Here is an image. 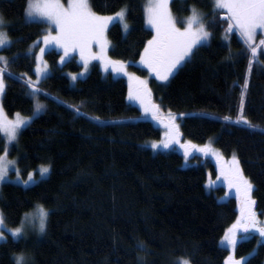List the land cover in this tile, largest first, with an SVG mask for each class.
<instances>
[{"label":"trees","instance_id":"1","mask_svg":"<svg viewBox=\"0 0 264 264\" xmlns=\"http://www.w3.org/2000/svg\"><path fill=\"white\" fill-rule=\"evenodd\" d=\"M145 1L90 0L100 14L127 8L129 30L116 21L108 31L114 59H139L154 35ZM27 3L0 0L11 37L0 47L8 61L0 99L9 117L32 115L36 98L44 109L13 145L0 130V155L7 148L24 174L43 164L50 174L30 186L2 183L0 210L8 227L19 226L37 204L49 215L39 237L15 239L7 233L0 241V264H15L17 253L26 254L28 264H178V257L192 264H228L229 250L220 240L239 218L240 202L224 183L207 186L217 174L214 159L199 155L197 164L185 165L182 153L147 146L161 138V129L128 101L127 81L104 74L98 64L72 83L69 73L82 65L75 58L60 63L61 52L51 49L46 52L51 72L36 81L33 43L47 23L27 20ZM192 4L205 10L212 35L167 82L150 79L152 97L162 113L170 110L176 117L185 137L213 140L225 157L238 156L264 220V46L259 45L264 34H256L258 52L252 60L234 27L225 38L228 20L213 0H173L172 7L179 17ZM29 78L40 90L35 95ZM241 115L255 127L240 121ZM241 256L245 264H264V239L252 234L239 240L235 257Z\"/></svg>","mask_w":264,"mask_h":264},{"label":"snow or ice","instance_id":"2","mask_svg":"<svg viewBox=\"0 0 264 264\" xmlns=\"http://www.w3.org/2000/svg\"><path fill=\"white\" fill-rule=\"evenodd\" d=\"M215 7L226 10L223 12V15L228 20L225 38H228V33L235 27L248 45L252 60H255L258 52V46L255 43L256 34L258 30L264 33V0H215ZM25 11L29 17L46 18L48 23L54 25L57 31L53 33L49 29L42 38L43 43L45 45L49 43L59 44L65 56L79 50L80 56L84 61L85 70L89 59L98 57L104 63L106 69L111 66L116 71L127 73V61L113 60L108 55L110 41L106 35L109 23L116 18L123 21V27L127 31L129 27L125 19L127 9H121L113 15H101L93 10L89 0H69L67 6L62 3V0H28ZM146 14L147 23L154 29L155 35L144 46L143 53L140 55V62L146 65L149 72L154 74L160 81H167L178 69V66L187 58H190L194 53V49L207 41L212 33L201 22V16L195 7L192 8L191 15L187 18H182L179 23L171 11L170 0H149L146 6ZM0 23H2V20H0ZM180 23L185 26L180 27ZM8 40L7 34L0 31V45H4ZM94 43L99 44V52H92ZM259 45L264 46V39L259 41ZM44 51V48L40 49L41 55ZM64 58L62 56L61 60ZM0 61H3V65H0V96H2L6 86L4 80L5 65H7L8 61L2 56H0ZM250 70L251 60L249 62ZM37 71L41 74L44 73L46 66L42 68L37 65ZM127 74L130 84H134V87H130L129 97L138 100L143 106L144 112L163 122L167 129L165 139L154 142L152 147H168L179 136V125L175 123V117L171 115L170 110L167 117L161 115L160 105L152 101V91L148 87L146 78L138 77L135 73ZM76 76V73L72 74L73 79H76ZM28 84L33 91V95L40 91L37 88V84L31 81L30 78ZM43 107L37 101L35 110L40 111ZM71 107L79 111L75 105H71ZM16 116L15 120H8L4 114L3 105L0 103V130L6 134L9 142L16 140L21 127L32 119V117H21L19 113ZM238 119L250 127H255L247 116L241 115ZM183 148L186 156L190 150L199 148L204 154L211 152L217 156V159H221L220 154L212 148L211 144L199 146L187 141ZM6 157L7 148L4 149V154L0 155V184L4 183L8 178L9 164L14 163L8 161ZM49 170V166H42L39 169L41 175L49 172ZM16 173L17 177H19V168L16 169ZM221 175L225 177L229 190L234 188L240 199V217L232 224L223 237V240L231 247L234 253L238 242V234L241 230L246 233L248 230L254 229L264 237V221H261L256 214L254 208L255 199L252 196L253 184L244 175L238 156L233 154L227 166L222 165ZM28 177V180L23 181L24 184H28L33 179L34 172H29ZM39 209L38 223L33 219L32 226L40 233H43L47 229L49 210L43 205H40ZM6 228L5 215L3 210H0V240H7L5 236ZM8 231L13 234L15 239H19L21 234L24 233V227H15L8 229ZM245 261L246 258L244 256L237 259L234 254H230L228 257V264H245ZM15 264H28V261L23 254H20L16 256ZM182 264H192V262L190 259L184 258Z\"/></svg>","mask_w":264,"mask_h":264},{"label":"rangeland","instance_id":"3","mask_svg":"<svg viewBox=\"0 0 264 264\" xmlns=\"http://www.w3.org/2000/svg\"><path fill=\"white\" fill-rule=\"evenodd\" d=\"M89 2H90V0H89ZM148 2H149V0H146V1H145V10H146V6H147ZM62 3H64V4L67 6L68 3H69V0H62ZM172 3H173V0H170V8H171V11H172L173 15L177 18L178 23H179V21H180L182 18H187L188 16H190V15H191L192 8L195 7V9L197 10V12H198V13L200 14V16H201V22H203V23L205 24V26H206V22H205V21H206V12H205V10H204L202 7L197 6L196 4H192V5H191V11H190L189 13H184L183 15H181V16L178 17V16L175 14V12H174V9H173V7H172ZM213 3H214V6H213V7H215V0H213ZM215 8H216V7H215ZM121 9H127V8H126V7H123V8H121ZM121 9H120V10H121ZM217 9H218V8H217ZM120 10H119V11H120ZM219 10L226 11L225 9H219ZM119 11H118V12H119ZM116 13H117V12H116ZM113 14H114V13H112V14H101V15H113ZM126 14H127V12H126ZM221 17H222V18H226L223 14L221 15ZM26 19H27V20H38V21H43V22L47 23V28H46V32H45V34H44L43 36H41L40 38H38V39L33 43V50H34V52H35V59H36V65H35V71H36V75H37V76H36V79H35L36 81H38L39 79H41V78L47 76V75L50 74V72H51V67H50V65H49V63H48V60H47V58H46V52H47L48 50H51V49H56V50H58V51L61 52V54H60V58H59V62H60V63H64V62H66V61H68V60H70V59H72V58H75V59H76L81 65H82V69H81L80 71H78V72H70V73H69V75H70V79H71L72 83H75V82L77 81L78 78H81V77H85V76H87V75L89 74V72H90L92 66L95 65V64H98V65H99V67L101 68V70L103 71L104 74H111L112 76H114V77H116V78H118V77H120V78H124V79L127 81V84H128V91H127V99H128V101L131 102V103H133V104H135V105H137V106L139 107L141 113H142L144 116L151 118L152 121L155 123V125H157V126L161 129V132H162V135H161V138H160V139H151V140L147 141L145 144H146L147 146L151 147L154 151H169V150H175V151H178V152L182 153V154L184 155V164H185V165L197 164V162H196V161H197V160H196V156H199V155H200V156H202L203 158H206L207 156H210V157H212V158L214 159V161H215L216 169H217V174H216V177H214V178H209V180L207 181V186H208V187H213V186H215V185L222 184V183H224V184L227 185V181H226L225 177L221 175V167H222V165H223V166H227V164H228V162H229V161H228V162L225 161L224 159H231V158H227V157H225V156L222 154V152L220 151V149H219V148L213 143V140H209V141L206 142V143H198V142H195V141H193V140H191V139L185 137V136L183 135L181 129H180L179 122L177 121L176 117L173 116L172 114H171V115H172L173 117H175V123L179 125V136H178L177 139L174 140V141H173L168 147H163V146H160V147H157V148H153V147H152V144H153L154 142H157V141H163V140L165 139V132L167 131V129H166L165 124H164L163 122L158 121L157 119H155L154 117H152L150 114L145 113L144 110H143V106L140 104V102H139L138 100L131 99V98L129 97V90H130V87H134V84H130L129 76H128L127 73H135L136 76H138V77L146 78L147 81H148V87H149V88H150V86H149L150 83H149V82H150V79H151L152 77H154V78L156 79L157 82L165 83V82H167V81H168V80H169L174 74H173L172 76H170L169 79H168L167 81H160V80H159L154 74H151V73L149 72V70H148V68H147L146 65H144V64H142V63L140 62V57H139V59H136V60H124V61H127V62H128V63H127V73H126V72H123V71H116V70H114V68L111 67V66H109V67L106 69L105 66H104V63H103L98 57H97V58H93V59H89V61H88V65H87V69L85 70V67H84V61H83V59H82L81 56H80L79 50H76V51H74V52H71L69 55L65 56V53H64L62 47H61L59 44H56V43H49V44L45 45V44L43 43L42 38L47 34V32H48L49 29H51V31H52L53 33H55V32L57 31V29H56V27H55L54 25H51L50 23H48V22L46 21V18H41V17H38V16H32V17H29V16L26 15ZM125 19H126V17H125ZM0 20H2V23H0V31L5 32V33L7 34V36L9 37V40H8L7 43H5L4 45H0V47L2 48V47L7 46V45H9V44L11 43V37L9 36V34H8L7 30H6V27H5V25H6L5 23H6V21H5V19L3 18V16L1 15V13H0ZM116 21L120 22L121 25L123 26V21H121L119 18H116V19H114L111 23H109L108 28H107V33H106L107 38H108L109 41H110V39H109V34H108L109 28H110V26H111L114 22H116ZM126 22H127V24L129 25L127 19H126ZM146 23H147V14H146ZM129 26H130V25H129ZM147 26L153 30L154 35H155V31H154V29H153L148 23H147ZM179 26H180V27H184L185 25H184L183 23H180ZM206 27H207V26H206ZM123 29H124V27H123ZM234 29L236 30L235 27H234ZM128 30H129V27H128L127 31H128ZM124 31H125V29H124ZM127 31H125V32H127ZM237 32H238V31H237ZM238 33H239V32H238ZM259 33H262V32L258 30V31H257V34H259ZM262 34H264V33H262ZM242 38H243V37H242ZM208 40H209V39H208ZM208 40H207V41H208ZM207 41H205V42H207ZM205 42H204V43H205ZM110 47H111V43L108 45V55H109L113 60H119V59H114V58L111 56V54H110ZM41 48H44V49H45V51H44V53H43L42 55H41V52H40V49H41ZM99 51H100V46H99V44L94 43V44L92 45V52H93V53H96V52H99ZM142 53H143V52H142ZM62 56L65 57L63 60H61V57H62ZM187 59H188V58H187ZM187 59H186V60H187ZM121 60H122V59H121ZM186 60H185V61H186ZM185 61L182 62V64H184ZM182 64H181V65H182ZM37 65H40V67H42V68L46 66V71H45L44 73L41 74L40 72L37 71ZM181 65H180V66H181ZM180 66H178V68H179ZM139 68L143 69L144 72H142L143 70H142V71H139ZM177 70H178V69H177ZM177 70H176V71H177ZM176 71H175V72H176ZM175 72H174V73H175ZM73 73H76V74H77L76 79H73V78H72V74H73ZM0 98H1V97H0ZM0 100H1V99H0ZM36 100H37L40 104H42V105L44 106V104H43V102H42L41 100H39L38 98H36ZM152 101H153L155 104H157V103L153 100V97H152ZM0 103H1V101H0ZM43 109H44V107H43ZM43 109L40 110V111H36V110H34V113H33L32 115H24V114H22V113H19V114H20L21 117H32V119H31V121H32V120L34 119V117H36L38 114H40V113L43 111ZM162 111H163V110L160 108L161 115H163L164 117H167V116L169 115V114H164V113H162ZM4 114H5V112H4ZM16 114H17V113H16ZM16 114H15V116H14V119H11V120H15V119L17 118ZM5 116H6V118H7L8 120H10V119H9V118H10L9 116H7L6 114H5ZM31 121L26 122L25 125H23V126L21 127L20 131H21L26 125H28V123H30ZM20 131H19V133H20ZM2 133H3V131H2ZM3 135H4L6 141L8 142L9 145H13V144H15V143L17 142V140H18V137H17L16 140L9 142L8 139H7L6 134L3 133ZM18 136H19V134H18ZM187 141H191L193 144H195V145H199V146H202V145H205V144H211V145H212V148H213L214 150H216V151L220 154L221 159H217V156H216L215 154L211 153V152L208 153V154H204L203 152H201V151L199 150V148H196V149H192V150H190V152H189L188 155L186 156V155H185L184 148H183V145H184ZM6 159H7L8 161H12V162H14V163H10V164H9L8 178L5 180V182L10 181V182H14V183L21 184V185H24V186H30V185L35 184L38 180H40V179H42V178H45V177H47V176L50 174V170H49V172H47V173L41 175L39 169H40L42 166H49V165H48V164L40 165L38 168L29 171V172H34V177H33L32 180L29 181L28 184H24L23 181L29 179V177H28V173H29V172H27L26 174L22 173V171H21V169H20V166H19V164H18V158H17L16 156H11V155H9L8 151H7V157H6ZM17 168H19V170H20V176H19V177H17V173H16V169H17ZM49 168H50V166H49ZM0 186H1V184H0ZM252 191H253V190H252ZM233 192H234V191H233ZM234 194H235L237 200L240 202V199H239V197L237 196L236 192H234ZM252 196H253V193H252ZM40 205H41V204H37V205H36L31 211L27 212V213H26L27 215L25 214V216H24V218H23V221H22L23 223H21L19 226H17V227H21V226L24 227V233H22L20 237H25V236H27V235H29V234H34V235H36L37 237H39V236H41V235L44 233V232H43V233H40L39 231H37V230L32 226V220H33V219H35L36 222L38 223V219H39V215H38V214H39V210H40V209H39V206H40ZM254 208H255V211H256V214H257L258 218L260 219V217H259V215H258V213H257V209H256L255 205H254ZM240 214H241V213H239V217H240ZM260 220H261V221H264V220H262V219H260ZM236 221H237V220H236ZM236 221H235V222H236ZM235 222H234V223H235ZM231 226H232V225H231ZM231 226H229V227L226 229L225 233L227 232V230H228ZM12 228H15V227H8V226H7V228H6V230H5V236H6V237L8 236L7 233L13 236V234H12L10 231H8V229H12ZM225 233H224V235L222 236V238H221V240H220V244H221L223 247H226V248L229 250L228 257L230 256V254H234V256H235V251H234V253H233V250L231 249V247H230V246H229V245L223 240V237L225 236ZM252 234H258L262 240L264 239V237H262V236L259 234V232H258L257 230L250 229V230H248V232H246V233H245L243 230H241V231L239 232V234H238V241L241 240V239H243V238H246V237H248V236H250V235H252ZM0 241H2V240H0ZM237 243H238V242H237ZM235 249H236V248H235ZM20 254H23L24 257H25L26 260H27V255L24 254V253H17V254H15V260H16V256H17V255H20ZM184 258H185V257H178L177 260H176V262H177L178 264H182V260H183ZM227 261H228V258H227Z\"/></svg>","mask_w":264,"mask_h":264},{"label":"crops","instance_id":"4","mask_svg":"<svg viewBox=\"0 0 264 264\" xmlns=\"http://www.w3.org/2000/svg\"><path fill=\"white\" fill-rule=\"evenodd\" d=\"M1 101V100H0ZM4 111V110H3ZM5 112V111H4ZM6 114V113H5ZM14 116H15V114L12 116V117H10L9 119L11 120V119H14ZM2 131V130H1Z\"/></svg>","mask_w":264,"mask_h":264},{"label":"bare ground","instance_id":"5","mask_svg":"<svg viewBox=\"0 0 264 264\" xmlns=\"http://www.w3.org/2000/svg\"><path fill=\"white\" fill-rule=\"evenodd\" d=\"M223 22V21H222ZM224 23V22H223Z\"/></svg>","mask_w":264,"mask_h":264}]
</instances>
